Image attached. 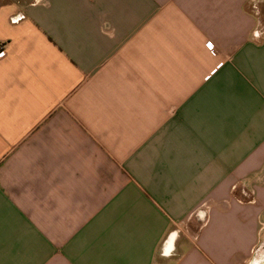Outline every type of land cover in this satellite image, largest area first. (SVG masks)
Instances as JSON below:
<instances>
[{"label": "crops", "instance_id": "obj_1", "mask_svg": "<svg viewBox=\"0 0 264 264\" xmlns=\"http://www.w3.org/2000/svg\"><path fill=\"white\" fill-rule=\"evenodd\" d=\"M263 6L0 0V264H264Z\"/></svg>", "mask_w": 264, "mask_h": 264}, {"label": "rangeland", "instance_id": "obj_2", "mask_svg": "<svg viewBox=\"0 0 264 264\" xmlns=\"http://www.w3.org/2000/svg\"><path fill=\"white\" fill-rule=\"evenodd\" d=\"M260 11H261V22H262V24H264V6L260 9Z\"/></svg>", "mask_w": 264, "mask_h": 264}, {"label": "built area", "instance_id": "obj_3", "mask_svg": "<svg viewBox=\"0 0 264 264\" xmlns=\"http://www.w3.org/2000/svg\"><path fill=\"white\" fill-rule=\"evenodd\" d=\"M207 47L210 49V51L213 53L214 50H213V46L211 43H207Z\"/></svg>", "mask_w": 264, "mask_h": 264}]
</instances>
